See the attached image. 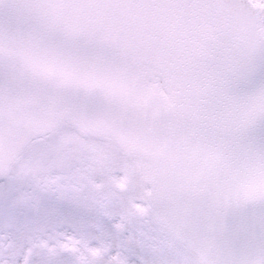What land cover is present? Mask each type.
Wrapping results in <instances>:
<instances>
[{"label":"snow or ice","instance_id":"snow-or-ice-1","mask_svg":"<svg viewBox=\"0 0 264 264\" xmlns=\"http://www.w3.org/2000/svg\"><path fill=\"white\" fill-rule=\"evenodd\" d=\"M0 264H264V0H0Z\"/></svg>","mask_w":264,"mask_h":264}]
</instances>
